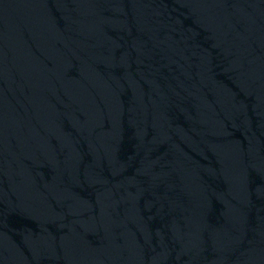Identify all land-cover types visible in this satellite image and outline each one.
Segmentation results:
<instances>
[{"label": "water", "instance_id": "obj_1", "mask_svg": "<svg viewBox=\"0 0 264 264\" xmlns=\"http://www.w3.org/2000/svg\"><path fill=\"white\" fill-rule=\"evenodd\" d=\"M0 264H264V0H0Z\"/></svg>", "mask_w": 264, "mask_h": 264}]
</instances>
